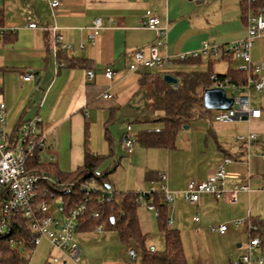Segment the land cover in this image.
<instances>
[{
	"label": "crops",
	"instance_id": "obj_1",
	"mask_svg": "<svg viewBox=\"0 0 264 264\" xmlns=\"http://www.w3.org/2000/svg\"><path fill=\"white\" fill-rule=\"evenodd\" d=\"M242 1L212 0L201 4L188 0H61L60 6L51 10L48 0H0V28L4 30L0 32V99L7 108L8 133L12 136L21 122L41 117L47 145L40 153L41 162L53 163L62 172H73L84 164L88 147L91 152L106 156L98 171L109 172L112 192H149L160 181L147 180V173L165 174L167 187L174 194L173 204L167 206L170 228L179 231L186 257L182 234L190 216L199 232L194 234L195 248L204 250L210 240L225 246L222 250L210 248L204 255L193 253L187 257L188 264H239L249 234L231 222L247 217L264 219V90L250 94L252 108L261 110L258 119L222 123L214 119L212 111L194 120L205 121L201 127L212 145L208 140L203 144L191 134L179 136L174 149H146L137 141V135L163 128L160 123L136 122L159 115L153 113L148 98L155 74L203 72L210 67L215 75L227 74L238 69L241 60L233 56L222 60L207 58L208 67L202 66V61L175 60L162 69L142 67L137 72H130L128 65L134 52L141 50L147 55L156 41V33L144 26L147 10L168 28L162 56L175 58L199 50L205 41L226 48L244 39L247 22ZM96 19L102 20V29L91 42L90 28ZM28 23L38 27L27 28ZM53 27L72 47L59 58L52 48ZM251 55L254 62L264 63V36L256 39ZM72 60L80 64L70 66ZM58 63H65L66 67L57 68ZM220 63L222 66L215 71ZM106 67L114 71L112 80L104 74ZM89 70L94 72L91 81L86 76ZM27 72L35 75L34 81L22 80ZM144 80L147 84L143 86ZM242 87L227 85L224 90L232 98L230 95L238 96ZM123 124L126 128L120 135ZM129 133L135 136L131 155L126 154L124 147ZM249 134H256L257 139L248 146L236 139ZM225 158L233 162L226 166L224 190L230 192L240 184H249L251 190L239 193L236 204L218 201L211 194H203L197 204L187 203L182 191L189 182L208 179ZM66 167H71L70 171ZM137 214L146 244L152 249L165 248L155 214L148 208H138ZM197 214L198 222L194 220ZM223 222L232 225L226 234L209 231L212 224ZM75 240L81 250L79 264H127L128 247L116 231L105 227L100 232L78 230ZM256 255L264 261V247L258 248ZM48 257L42 264H48Z\"/></svg>",
	"mask_w": 264,
	"mask_h": 264
},
{
	"label": "built area",
	"instance_id": "obj_2",
	"mask_svg": "<svg viewBox=\"0 0 264 264\" xmlns=\"http://www.w3.org/2000/svg\"><path fill=\"white\" fill-rule=\"evenodd\" d=\"M194 3L205 4L212 0H188ZM254 1V0H249ZM61 4V0H48V6L51 10L57 9ZM144 26L156 33V41L149 48L146 55L139 50L133 53V58L128 65L130 72H137L140 68L162 69L166 63L173 61H187L189 59H199L206 57L208 59L215 58L222 60L227 56L237 57L241 60V65L238 70L245 72L248 76L247 84L241 89L238 96L234 98V104L226 110H218L214 119L222 123H230L240 121L243 117L247 120H254L261 117V110L254 109L251 106L250 94L252 91L261 93L264 90V63H257L252 60V49L255 47L256 39L264 36V7L257 14L250 12L247 16V35L244 39L238 40L228 47L205 41L202 47L189 54H181L175 58L164 57L161 54V49L166 45L168 35L167 26L162 25L161 20L155 16L152 11L147 10L145 14ZM27 28L35 29L38 27L36 23H28ZM102 29V20L96 19L93 26L90 28L89 39L95 42ZM0 32L2 28H0ZM52 32V48L57 54L58 50H68L72 47L64 43V37L59 33L57 27L51 29ZM66 67L65 63H58L57 68ZM105 76L112 80L114 71L111 67H106L104 70ZM87 79L91 81L94 78V72L89 70L86 72ZM24 82H32L35 80V75L32 72H27L23 75ZM214 88L225 89L230 84L229 80L221 81L217 75L211 76ZM174 89L177 85L172 84ZM233 87H236L233 85ZM105 98H111L109 95H104ZM42 119L39 116L33 119L24 121L17 134L10 136L7 131V108L5 103L0 99V189L9 187L11 190V198L3 206L0 213V235L4 234L10 225V222L16 213L22 212L27 220V227L32 235L33 244L35 247L46 241L49 244L48 264H79L81 261V250L76 243L75 237L78 229L85 222L87 214V206L90 204L89 195L79 204L68 207L66 203L58 198L57 203L42 201L35 203L37 193L42 183H46L58 188L71 190L74 183L65 184L59 183L51 174L42 173L34 170L31 166L32 160L36 156H40L46 148V134L41 129ZM236 139L244 146L251 144L257 139L256 134L247 136H237ZM135 143V136L129 133L125 138L126 154L131 155ZM264 160V155L262 156ZM41 161V159H40ZM231 158H225L218 166L215 173L208 179L203 181L192 180L188 186L182 191L184 200L189 204L199 203L203 194H211L218 201H223L229 204L238 202V195L241 192H249L251 187L249 184L236 185L233 190L226 192L224 183L226 181V166L232 163ZM96 185L92 182L89 185L83 186V190L96 189ZM61 189V190H63ZM264 193V187L262 188ZM154 192H162L164 201L167 206L173 204L174 194L167 187V176L160 175V184L153 186L149 192H142L139 197V203L145 202L148 210L159 216V212L155 206L145 201L144 195ZM112 191L103 189L98 197V204H105L112 199ZM264 203V198H263ZM55 204V205H54ZM92 216L96 219L100 217L99 211H93ZM249 218V217H247ZM247 218H239L231 223L245 230L249 234V240L246 245L245 253L242 255L239 264H264L263 258L256 255V250L261 247L262 240L259 236H251V230L257 232L259 228L254 225L247 226ZM196 222L199 217L194 218ZM230 223H222L212 226V232L225 234L229 231ZM168 226H172V220H168ZM104 229V225L100 224L95 228L96 232ZM138 251L134 247L127 248V264H136L138 261Z\"/></svg>",
	"mask_w": 264,
	"mask_h": 264
},
{
	"label": "trees",
	"instance_id": "obj_3",
	"mask_svg": "<svg viewBox=\"0 0 264 264\" xmlns=\"http://www.w3.org/2000/svg\"><path fill=\"white\" fill-rule=\"evenodd\" d=\"M243 14L247 16L250 12L257 14L264 7V0H243ZM3 13L0 12V25ZM65 52L58 50L57 56ZM201 59H189L186 62H201ZM184 62V61H183ZM70 66L79 65V61H71ZM171 75L178 79L177 88L164 80V75ZM155 74L148 89V98L153 113H158L148 118L136 120L143 123H160L163 125L159 130H147L140 132L136 139L146 149H174L179 132L189 126L194 120L208 116L212 111L204 107L203 95L205 90L212 88L211 76L214 74L211 67L207 71L176 72ZM221 81L229 80L235 86L247 84L248 76L245 72L232 69L227 74H216ZM146 80L142 85H146ZM21 122L16 128L19 132ZM107 135V134H106ZM109 141V136L106 137ZM106 160V156L98 155L85 148L84 164L73 172H62L53 163L40 161V156H36L31 163L34 170L42 173H49L59 183L71 184V190L58 188L46 183H42L35 203L42 201L53 202L61 198L68 207H73L81 203L89 194L90 204L87 206V214L84 224L79 231H92L103 224L105 229L116 231L120 241L125 246H133L139 254L136 264H188L184 251L183 242L179 231L168 226V207L164 201L162 192L145 194V201L155 206L159 212L157 224L159 231L164 236L165 248L163 250L147 247L146 235L141 231L137 210L139 208V197L142 192L116 193L112 192V199L105 204H98L97 199L103 189L110 187L109 172H99L100 165ZM149 181H160V176L153 172L146 175ZM95 183L96 189L83 190V186ZM63 189V190H61ZM88 194V195H87ZM11 198L9 187L0 190V213L3 206ZM99 211L98 219L92 216L93 211ZM254 225L259 228L257 232L251 230V236H259L264 247V219L255 217L247 218V226ZM32 235L27 227V220L22 212L16 213L12 218L8 230L0 235V264H29V256L35 250Z\"/></svg>",
	"mask_w": 264,
	"mask_h": 264
},
{
	"label": "rangeland",
	"instance_id": "obj_4",
	"mask_svg": "<svg viewBox=\"0 0 264 264\" xmlns=\"http://www.w3.org/2000/svg\"><path fill=\"white\" fill-rule=\"evenodd\" d=\"M201 60H202V66L205 65L204 67H208V66H206L207 58L206 57H202ZM220 66H222L221 63H220V65L219 64L216 65L215 71H217ZM210 111H214L213 113H214V116H215V113H216L215 110H210ZM202 122H205V121L198 120V121L192 122L191 123V125H192L191 128L190 129H182L179 132L178 138H179V136H181V138L183 136L189 137V136H191V134H193V136L198 138L199 141H201L203 144L205 142H207V140H208L209 144L212 145L211 138H209V135L207 134V132L204 133V130H202V127H201L202 126ZM121 126H122V124H121ZM125 128H126V126L123 124V127H121V130H120V135H122L123 131H125ZM65 169H67V171H70L71 167L70 168L66 167ZM58 201H59V199L57 198L56 200H54V203H57ZM145 208H147L146 203L145 202L140 203L139 210L141 211L142 209H145ZM196 216H198L200 218L199 214H197ZM223 223H225V222H223ZM226 223H228V222H226ZM195 224L193 223L192 218L190 216V218L187 219L188 228L185 229L183 231V234H182V236H183L182 238L185 241L184 242L185 250H186L188 258L192 257L193 253H196V255L199 256L200 254L204 255V254L208 253V250H210V248H217V250H219V249L222 250L223 247H225L222 242H219V244H217L215 241H211L210 240V241H208V247L206 246V248H204V250L201 249V251H200L197 248H195L193 246V244H192L193 243V238L195 239L194 234H195V232L199 234V232H197L198 229H197V226ZM218 224H220V223L212 224L209 227V231L211 233H213V234H216V235L219 234L217 232H212L211 229H210L212 226L218 225ZM231 226L232 225L229 224V228ZM147 247H149V246L147 245ZM159 247L160 246H156V248L159 249V250L164 249L163 247H161V248H159ZM150 248H152V246H150ZM48 250H49V248H48V244L47 243L44 242V243H41L40 245H38L35 248V250L32 252V254L29 256V264H42V261H45L47 259V257H48ZM211 250H213V249H211ZM212 253H213V251H212Z\"/></svg>",
	"mask_w": 264,
	"mask_h": 264
},
{
	"label": "water",
	"instance_id": "obj_5",
	"mask_svg": "<svg viewBox=\"0 0 264 264\" xmlns=\"http://www.w3.org/2000/svg\"><path fill=\"white\" fill-rule=\"evenodd\" d=\"M164 80L169 84L175 85L178 82V79L171 75H165ZM203 103L207 110H226L232 106L237 107V105L234 104V98H229L226 91L221 88H209L205 90ZM242 120H247V117H243ZM184 128L187 129L188 126H185Z\"/></svg>",
	"mask_w": 264,
	"mask_h": 264
}]
</instances>
